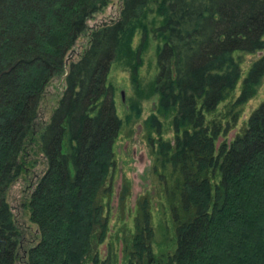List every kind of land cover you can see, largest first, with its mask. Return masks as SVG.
I'll list each match as a JSON object with an SVG mask.
<instances>
[{"label":"trees","instance_id":"obj_1","mask_svg":"<svg viewBox=\"0 0 264 264\" xmlns=\"http://www.w3.org/2000/svg\"><path fill=\"white\" fill-rule=\"evenodd\" d=\"M149 2L160 18L149 31L158 41L150 89L156 112L170 117L172 142L161 140L155 115L144 123L156 135H146L151 172L162 181L174 242L154 259L148 196H140L123 264H264V101L227 145L215 147L225 129L204 119L240 78L234 53L264 51V0H121L116 20L92 29L73 61L66 54L107 0H0V264H14L20 236L5 192L22 171L41 93L65 66L62 90L37 135L46 167L27 197L36 240L24 264L113 263L109 247L102 262L96 251L107 232L119 129L105 78ZM145 34L141 25L137 51ZM263 75L264 52L235 105L255 94ZM127 193L120 185L118 205Z\"/></svg>","mask_w":264,"mask_h":264},{"label":"rangeland","instance_id":"obj_2","mask_svg":"<svg viewBox=\"0 0 264 264\" xmlns=\"http://www.w3.org/2000/svg\"><path fill=\"white\" fill-rule=\"evenodd\" d=\"M121 0H107L105 7L94 12L86 20L85 29L76 37L71 54L66 58L73 61L84 49L88 42V34L96 26L116 20L120 9ZM154 5L149 2L144 15L134 28L129 44L122 46L120 54L107 69L105 83L109 85L114 115L119 121V129L111 145L113 160L111 192L104 212L108 217L107 232L104 241L96 248L98 261L102 262L109 247L113 254L112 264H123L122 245L133 231V215L135 212L134 201L136 198L148 196V213L150 215L149 225L152 228V241L150 249L154 259L161 260L163 255L172 250L174 237L173 225L168 204L165 203L162 181L157 174L151 172L153 163L152 156L147 146V133L155 139L153 130L148 131L144 123L151 115H155L161 124V140L172 142L173 136L168 122L169 116L162 117L156 112L157 94L151 92L150 86L157 72L155 66V49L158 41L149 34L150 28L159 23L160 18L154 14ZM141 25L146 28V40L139 51L137 46L140 41ZM264 39V36H263ZM264 51L250 53H238L234 55L240 62V78L232 90L218 103L214 109L204 115V119L220 123L222 134L214 140L217 147L220 143L227 145L236 134H240L245 127L249 115L264 101V75L256 86L255 94L245 101L244 104L235 105V99L241 92L243 78L252 66L253 62L263 55ZM65 62V61H64ZM63 73L53 76L41 93V99L37 106V115L33 123L32 137L27 139L24 153L21 158L22 171L18 174L5 192V199L11 212L12 221L19 232L18 246L15 251L14 264H24L25 252L36 240L34 225L28 220V209L26 207L27 197L34 186V182L45 170L46 164L42 154L38 151L37 135L43 126L50 111L53 109L59 93L62 90ZM134 105L137 113L134 114ZM131 107V108H130ZM235 119L232 120L234 114ZM158 172V170H157ZM165 175V172H163ZM167 181V180H166ZM216 176L212 183L216 182ZM169 182V181H168ZM120 185L127 186V195L124 197L122 206L118 205L116 198ZM105 202V198L101 200ZM155 260V261H156ZM91 264V263H86ZM158 264V263H154Z\"/></svg>","mask_w":264,"mask_h":264}]
</instances>
